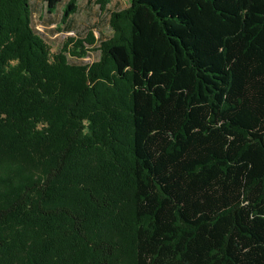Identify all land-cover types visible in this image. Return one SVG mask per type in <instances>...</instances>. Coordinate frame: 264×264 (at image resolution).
<instances>
[{"label": "trees", "instance_id": "trees-1", "mask_svg": "<svg viewBox=\"0 0 264 264\" xmlns=\"http://www.w3.org/2000/svg\"><path fill=\"white\" fill-rule=\"evenodd\" d=\"M32 1L0 0V264H264V0H130L56 53Z\"/></svg>", "mask_w": 264, "mask_h": 264}, {"label": "rangeland", "instance_id": "rangeland-1", "mask_svg": "<svg viewBox=\"0 0 264 264\" xmlns=\"http://www.w3.org/2000/svg\"><path fill=\"white\" fill-rule=\"evenodd\" d=\"M68 1L63 0L52 14L46 12L43 0H34L31 4L32 24L52 53L58 52L67 38L82 39L89 32H92L97 43L108 39L111 36L108 24L110 13L123 10L130 4V0H107L108 3L101 10L100 5L95 3L96 0H76V13L61 23L62 9ZM97 58L98 52L93 50L83 59L68 57V61L71 64H89ZM120 263L125 264V260H120Z\"/></svg>", "mask_w": 264, "mask_h": 264}, {"label": "crops", "instance_id": "crops-1", "mask_svg": "<svg viewBox=\"0 0 264 264\" xmlns=\"http://www.w3.org/2000/svg\"><path fill=\"white\" fill-rule=\"evenodd\" d=\"M33 2V1H32ZM32 4V3H31ZM32 10V9H31Z\"/></svg>", "mask_w": 264, "mask_h": 264}]
</instances>
